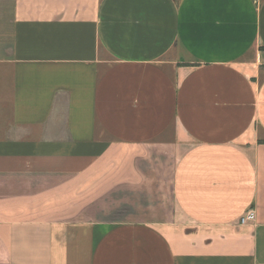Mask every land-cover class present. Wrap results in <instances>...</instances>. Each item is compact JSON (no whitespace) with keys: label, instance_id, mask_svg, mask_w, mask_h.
<instances>
[{"label":"crops","instance_id":"crops-1","mask_svg":"<svg viewBox=\"0 0 264 264\" xmlns=\"http://www.w3.org/2000/svg\"><path fill=\"white\" fill-rule=\"evenodd\" d=\"M0 264H264V0H0Z\"/></svg>","mask_w":264,"mask_h":264},{"label":"rangeland","instance_id":"rangeland-1","mask_svg":"<svg viewBox=\"0 0 264 264\" xmlns=\"http://www.w3.org/2000/svg\"><path fill=\"white\" fill-rule=\"evenodd\" d=\"M121 188V187H118ZM148 195H156L160 197V193L158 191L148 192ZM139 195V193H136ZM125 196V197H124ZM137 203V200H132ZM164 201L169 202V198L167 196V189L164 191ZM133 211V210H132ZM90 217H94L97 219H124L129 216L126 215V191L121 192L120 189H116L114 192H110L106 197L101 199L99 203L93 205V208L89 209ZM131 219H142V215H135L133 212L131 214ZM144 217H153L152 215L143 216Z\"/></svg>","mask_w":264,"mask_h":264},{"label":"built area","instance_id":"built-area-1","mask_svg":"<svg viewBox=\"0 0 264 264\" xmlns=\"http://www.w3.org/2000/svg\"><path fill=\"white\" fill-rule=\"evenodd\" d=\"M255 219V212L254 210H248L241 218V223H246L247 221H253Z\"/></svg>","mask_w":264,"mask_h":264}]
</instances>
